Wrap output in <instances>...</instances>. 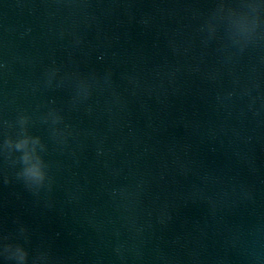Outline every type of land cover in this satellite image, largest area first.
Listing matches in <instances>:
<instances>
[{"label": "clouds", "instance_id": "9594fccd", "mask_svg": "<svg viewBox=\"0 0 264 264\" xmlns=\"http://www.w3.org/2000/svg\"><path fill=\"white\" fill-rule=\"evenodd\" d=\"M16 147H17V149H20L21 145L17 144ZM19 159L23 163L27 162L26 157H24V156H21ZM37 177H40L41 179H43V174L38 169H36L35 167L26 168L24 173H23V179L30 186H31L32 181ZM27 258H28V253H27V251H24L23 255L21 256V259L27 260Z\"/></svg>", "mask_w": 264, "mask_h": 264}]
</instances>
